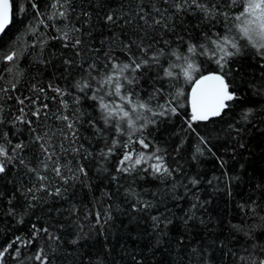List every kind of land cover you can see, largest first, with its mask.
<instances>
[{
  "label": "snow or ice",
  "instance_id": "6c2138e0",
  "mask_svg": "<svg viewBox=\"0 0 264 264\" xmlns=\"http://www.w3.org/2000/svg\"><path fill=\"white\" fill-rule=\"evenodd\" d=\"M0 80V264H264V0H0Z\"/></svg>",
  "mask_w": 264,
  "mask_h": 264
},
{
  "label": "trees",
  "instance_id": "16d2710c",
  "mask_svg": "<svg viewBox=\"0 0 264 264\" xmlns=\"http://www.w3.org/2000/svg\"><path fill=\"white\" fill-rule=\"evenodd\" d=\"M20 2V0H16V3L18 4ZM13 32H15V29H13ZM9 35H12V33H9ZM56 47L58 48L59 45L57 44ZM55 50V49H53ZM24 62L21 61V65L23 66ZM0 86H6L4 85V81L0 80ZM53 107H55V105H53ZM13 111H15V108H13ZM6 130V129H5ZM15 131V130H13ZM25 135H27V133H25ZM262 164H264V162H256V167H261ZM212 170V162L209 161L208 162V171L211 172ZM233 197L229 198L226 194L224 193H219L217 194V198H216V204L215 206H213L214 211H220L222 214L227 213L229 218H232L233 220H236L237 217L235 216V211H239V209L236 208V203L238 201H240V197L243 194V186H241L240 188H234L233 189ZM183 204V202H181ZM177 212H179V209H177ZM4 234L2 231H0V243L4 242ZM117 251L119 252V249H117ZM159 253L157 254V259H159ZM57 264H61V261L58 260ZM66 264H71V261H67ZM129 264H131V261H129ZM150 264V262H149Z\"/></svg>",
  "mask_w": 264,
  "mask_h": 264
}]
</instances>
